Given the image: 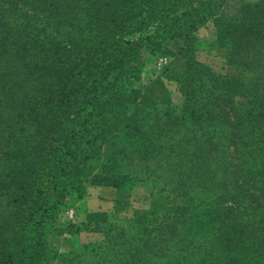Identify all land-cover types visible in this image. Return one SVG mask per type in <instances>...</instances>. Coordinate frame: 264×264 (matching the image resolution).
<instances>
[{"label":"trees","instance_id":"16d2710c","mask_svg":"<svg viewBox=\"0 0 264 264\" xmlns=\"http://www.w3.org/2000/svg\"><path fill=\"white\" fill-rule=\"evenodd\" d=\"M229 1L0 0V264H264V0L233 15ZM208 23L247 85L197 59ZM174 40L181 105L132 117L145 57H173ZM91 164L108 177L88 179ZM86 182L142 186L163 208L60 221ZM82 231L103 239L59 253L57 238Z\"/></svg>","mask_w":264,"mask_h":264},{"label":"rangeland","instance_id":"374dc122","mask_svg":"<svg viewBox=\"0 0 264 264\" xmlns=\"http://www.w3.org/2000/svg\"><path fill=\"white\" fill-rule=\"evenodd\" d=\"M259 0H230L226 8L228 14H235L243 3H256ZM214 31L212 23L207 24ZM206 27V26H205ZM202 29V28H201ZM210 29V28H207ZM207 37V35H206ZM167 56H146L142 67L141 80L138 88L141 90V98L136 106L131 110L130 115L134 118H141L147 108H152L156 104H173L180 106L182 98L178 92L177 83H167ZM197 59L208 65L216 75L220 84L228 82L232 78H237L241 85L245 86L251 79V74L240 70L232 62L229 49H215L208 53L198 54ZM204 61V62H203ZM208 62V63H206ZM169 79V78H168ZM236 108L244 111L247 106L245 97H237ZM106 154H120L123 147L115 144H107L102 148ZM88 179L92 177L106 178L109 175V168L104 164H91L85 170ZM85 191L80 198H68L69 206L59 212V220L64 223L83 225L90 223L108 224L113 222H127L130 219L138 221L151 211L161 212L163 208V198L160 195H150L148 190L142 186H134L129 189L113 188L107 185L84 184ZM86 232V231H82ZM95 234V242L99 243L103 236ZM67 236V235H66ZM65 237V236H64ZM83 236V240L88 239ZM59 243L61 240H59ZM55 244V243H54ZM59 253L67 251L61 250L59 244H55ZM70 256L48 261L45 264H73L64 262Z\"/></svg>","mask_w":264,"mask_h":264},{"label":"crops","instance_id":"0c3cea01","mask_svg":"<svg viewBox=\"0 0 264 264\" xmlns=\"http://www.w3.org/2000/svg\"><path fill=\"white\" fill-rule=\"evenodd\" d=\"M207 28H210V29H207ZM197 38L200 44L197 57H198V54H202L203 52L207 54L208 51L211 52V51H214L215 49H219L214 46V31H212L211 27H209L208 25L198 30ZM181 46H182V42L180 40H174L168 44V48L172 52L175 53L173 57L166 58V66L168 69L166 72L167 73L166 76L168 80L167 83L169 84L171 83V85L173 83V86L175 85V83H177V80L181 77L184 71V68H185V60L180 55H178V52ZM83 236L84 237L88 236L86 237L88 239L83 240ZM58 239L61 240L60 243ZM95 239H96L95 234H92V233L88 234L86 232H80L79 235L75 237V240L72 239L70 236H65V237L57 238L54 242L55 244H59V246L61 247V250L68 251L72 247L73 243L83 245V244L95 242Z\"/></svg>","mask_w":264,"mask_h":264}]
</instances>
